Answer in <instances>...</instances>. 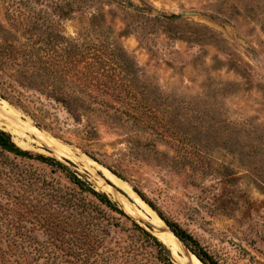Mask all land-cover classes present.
Segmentation results:
<instances>
[{
    "label": "rangeland",
    "instance_id": "374dc122",
    "mask_svg": "<svg viewBox=\"0 0 264 264\" xmlns=\"http://www.w3.org/2000/svg\"><path fill=\"white\" fill-rule=\"evenodd\" d=\"M1 101L20 111L0 103L19 147L130 217L0 148V264H186L82 154L220 264H264V0H0Z\"/></svg>",
    "mask_w": 264,
    "mask_h": 264
},
{
    "label": "trees",
    "instance_id": "16d2710c",
    "mask_svg": "<svg viewBox=\"0 0 264 264\" xmlns=\"http://www.w3.org/2000/svg\"><path fill=\"white\" fill-rule=\"evenodd\" d=\"M68 96L74 95L73 93L66 94ZM67 96V97H68ZM65 103L70 109H77L75 100L73 98H65ZM75 105V106H74ZM0 148L7 152L13 153L17 156L34 158L39 160L42 163H45L49 166L55 167L63 172H65L68 178L81 190L87 191L93 196H95L102 204L109 207L110 209L120 213L123 216L130 217L126 212H124L115 201H113L107 193L97 191L88 183L80 178L77 172H72L64 162L57 159L56 157L46 156L43 154H35L30 150L22 149L19 147L16 142L13 140L12 134L2 128H0ZM142 194V192H140ZM143 197L146 198L144 194ZM147 199V198H146ZM148 200V199H147ZM149 201V200H148ZM152 206L154 204L150 202ZM155 207V206H154ZM162 217L166 220L170 229L179 237V239L204 263V264H220L218 259L213 256L200 242L195 238L190 232L184 229L179 223L173 221L161 213ZM134 224L140 228L145 234H147L158 246L168 249L166 244L159 239L154 234L148 232L145 228L141 227L134 220Z\"/></svg>",
    "mask_w": 264,
    "mask_h": 264
},
{
    "label": "bare ground",
    "instance_id": "6f19581e",
    "mask_svg": "<svg viewBox=\"0 0 264 264\" xmlns=\"http://www.w3.org/2000/svg\"><path fill=\"white\" fill-rule=\"evenodd\" d=\"M0 103L2 104L1 106H3L2 108L6 109L8 112H10V114L15 115L18 112H20V111L17 112V110H15V108H12L6 101H1ZM24 124L30 129V131H36L35 129H37L36 126H33V125L27 123V121L26 122L24 121ZM14 133L18 135V136H14V138H15V140H17V142H19L21 145H23L25 147H27V146L31 147L34 139H32L31 137L28 136L27 141H25V140L20 138L21 136L22 137L24 136V134L21 131L14 130ZM51 145H55L56 152L58 151V149H60L57 144L51 143ZM82 158L85 159L87 162H89L92 166L94 165L97 168H99L101 171H103L104 175L108 179H110L117 187L121 188L122 191H124V192H119V197L120 198H122L124 200H129V199L132 198L133 201H135L136 204L141 206L142 209L145 211V214H142V213H140L138 211L132 210L131 207L128 204H123L122 203L129 211L132 212V214H135L137 217H142L144 219H146V217H148L149 215H154L152 217H153V220L155 222H157V228H158L157 232H158V234L172 248L174 254H177L179 256L181 262L186 263V264H202L200 262L194 261L192 258H188L186 256L182 257L181 255H179L178 250H179L180 247H179V245L177 243V240H179L178 237L171 230H169V229L167 230L166 229L167 226L161 220V218L158 215L155 214V212L151 209V207H149L147 204H145L142 201V199L133 190L132 186L128 182H126L125 180L119 178L118 176L113 174L109 169H107L106 167L102 166L101 164L95 162L94 160H92L88 156L82 154ZM87 165H88V163H87Z\"/></svg>",
    "mask_w": 264,
    "mask_h": 264
},
{
    "label": "water",
    "instance_id": "95a60500",
    "mask_svg": "<svg viewBox=\"0 0 264 264\" xmlns=\"http://www.w3.org/2000/svg\"><path fill=\"white\" fill-rule=\"evenodd\" d=\"M111 182V181H110ZM166 224V223H165ZM167 225V224H166ZM168 226V225H167ZM169 228V230H171L170 229V227H168ZM172 231V230H171ZM173 232V231H172ZM174 233V232H173ZM175 234V233H174ZM176 235V234H175ZM177 236V235H176ZM178 237V236H177ZM178 239H179V237H178ZM180 240V239H179ZM191 253H193L192 251H191ZM194 254V253H193Z\"/></svg>",
    "mask_w": 264,
    "mask_h": 264
}]
</instances>
